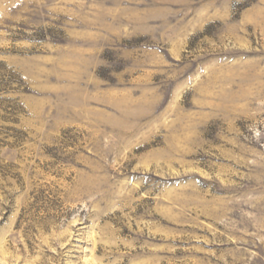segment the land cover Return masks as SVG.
Here are the masks:
<instances>
[{"label":"rangeland","instance_id":"obj_1","mask_svg":"<svg viewBox=\"0 0 264 264\" xmlns=\"http://www.w3.org/2000/svg\"><path fill=\"white\" fill-rule=\"evenodd\" d=\"M0 264H264V0H0Z\"/></svg>","mask_w":264,"mask_h":264}]
</instances>
